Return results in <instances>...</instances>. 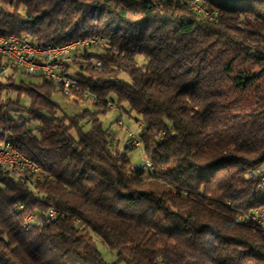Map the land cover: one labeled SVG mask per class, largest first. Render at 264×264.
I'll use <instances>...</instances> for the list:
<instances>
[{
	"label": "trees",
	"instance_id": "1",
	"mask_svg": "<svg viewBox=\"0 0 264 264\" xmlns=\"http://www.w3.org/2000/svg\"><path fill=\"white\" fill-rule=\"evenodd\" d=\"M206 1L217 21L182 0H0L1 35L108 43L68 65L99 97L78 115H59L42 76L0 78V126L43 175L37 194L0 169V264H264V229L237 219L264 207L248 175L264 165V0ZM110 102L116 125L136 113L155 174L176 189L131 169L102 121ZM32 213L43 222L25 227Z\"/></svg>",
	"mask_w": 264,
	"mask_h": 264
},
{
	"label": "built area",
	"instance_id": "2",
	"mask_svg": "<svg viewBox=\"0 0 264 264\" xmlns=\"http://www.w3.org/2000/svg\"><path fill=\"white\" fill-rule=\"evenodd\" d=\"M196 13L202 15L210 21H217L219 13L211 11L207 7L206 0H182ZM103 37L90 36L77 38L59 45H38L26 36L16 34H0V78L10 71H21L32 75L42 76L54 83L59 90L71 100L81 103L85 100L95 102L98 95L79 82L77 76L68 67L73 63L76 55L82 50L97 46L107 45ZM96 66H102L97 61ZM111 108H117V104L110 102ZM118 126L125 127V113L122 112L118 120ZM126 145L131 149H138L141 153V161L132 163V170H142L145 177L160 179L163 184L175 188L170 183L155 174V167L150 156L144 151V145L138 133L127 128ZM0 169L10 174L17 180L26 182L37 194L38 184L42 180V167L34 160L18 149L11 140L9 131L0 126ZM250 177H259L258 190H262L264 184V165H257L248 172ZM42 200V198H40ZM24 209V205H21ZM56 206L51 205L45 213V221L50 222L59 216ZM237 219L242 223H251V220H259V224H264V207L254 212L241 211ZM43 220L36 214H29L24 224L30 227L34 223H42ZM264 232V231H263Z\"/></svg>",
	"mask_w": 264,
	"mask_h": 264
},
{
	"label": "rangeland",
	"instance_id": "3",
	"mask_svg": "<svg viewBox=\"0 0 264 264\" xmlns=\"http://www.w3.org/2000/svg\"><path fill=\"white\" fill-rule=\"evenodd\" d=\"M8 9H11V8L9 7ZM76 70H77V67L73 64L71 66V72H75ZM15 76H16L17 81L25 80V81L39 82L41 80L40 79L41 77L39 76L29 75L21 71H17ZM52 99L59 105V115L60 116L78 115L86 108H91L92 103H93L89 100H85L81 103H77L71 100L69 97L65 96L60 90H57L53 93ZM22 102L26 105L29 104V98L24 96L22 99ZM120 114H121V109L113 108L109 110L106 114L102 115V121L106 128L119 131L120 148L124 149L126 147V142H127V133H126L127 128H130L134 132L139 133L141 130V123L135 120V117H136L135 112H133L132 115H128L127 113H125L126 126L125 127L118 126L115 124V121ZM89 128H90V125L88 123H85L84 129L88 130ZM130 156H131L133 163H139L142 159L141 153L138 149H131ZM97 245H98L99 250L103 254L104 258L108 262L110 263L116 262L113 253L103 243L102 240L100 239L97 240ZM117 264H125V263L122 262V263H117Z\"/></svg>",
	"mask_w": 264,
	"mask_h": 264
},
{
	"label": "bare ground",
	"instance_id": "4",
	"mask_svg": "<svg viewBox=\"0 0 264 264\" xmlns=\"http://www.w3.org/2000/svg\"><path fill=\"white\" fill-rule=\"evenodd\" d=\"M207 2V1H206ZM218 12V11H217ZM76 40V39H75ZM74 41V40H72ZM36 163V162H35ZM37 165H39L38 163H36ZM251 171V169L249 170ZM160 180V179H159ZM162 181V180H160ZM163 182V181H162ZM261 193H264V184L262 185V190H259ZM259 210V209H258ZM251 222H255L256 224L260 225V227H262L264 229V224H259V220H251ZM25 227H28L27 225L24 224Z\"/></svg>",
	"mask_w": 264,
	"mask_h": 264
}]
</instances>
